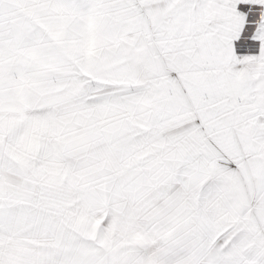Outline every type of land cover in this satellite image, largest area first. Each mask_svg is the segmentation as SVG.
<instances>
[{
  "label": "snow or ice",
  "instance_id": "1",
  "mask_svg": "<svg viewBox=\"0 0 264 264\" xmlns=\"http://www.w3.org/2000/svg\"><path fill=\"white\" fill-rule=\"evenodd\" d=\"M0 264H264V0H0Z\"/></svg>",
  "mask_w": 264,
  "mask_h": 264
}]
</instances>
